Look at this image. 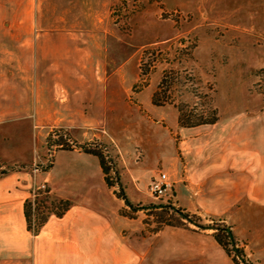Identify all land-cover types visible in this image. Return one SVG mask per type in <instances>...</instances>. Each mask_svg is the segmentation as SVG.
Masks as SVG:
<instances>
[{"label": "rangeland", "instance_id": "1", "mask_svg": "<svg viewBox=\"0 0 264 264\" xmlns=\"http://www.w3.org/2000/svg\"><path fill=\"white\" fill-rule=\"evenodd\" d=\"M31 1L33 20L45 30L91 31L99 38L108 108L101 124L75 132L55 127L35 140L30 131L25 140L23 126L0 125V164L13 166L0 182L16 171L14 186L24 190L25 202L30 182L45 180L41 176L62 150L56 165L71 169L59 175L117 214L113 244L93 252L85 264H264L263 204L221 212L181 204L177 122V107L185 114L216 113L217 104L264 108V0H203L198 11L180 0H165L167 6L163 0ZM167 69L171 101L153 104L151 92ZM53 129L64 130L71 144L60 136L50 140ZM47 141L63 144L49 151ZM87 150L109 158L106 174ZM33 163L40 170L31 172ZM158 171L167 174L170 187L154 196L148 182ZM121 192L136 209L123 202ZM34 234L29 230L26 237L29 264Z\"/></svg>", "mask_w": 264, "mask_h": 264}, {"label": "crops", "instance_id": "2", "mask_svg": "<svg viewBox=\"0 0 264 264\" xmlns=\"http://www.w3.org/2000/svg\"><path fill=\"white\" fill-rule=\"evenodd\" d=\"M202 2L180 0V5L198 11ZM32 11L31 0H0V125L23 126L27 141L29 131L35 140L55 127L75 132L101 124L109 88L99 38L91 31L45 30ZM215 111L213 122L180 126L181 204L211 212L264 205V108L217 104ZM63 153H54L41 178L51 196L68 200L67 207L48 215L33 235L30 264H85L118 233L114 207L99 204L59 175L71 169L56 165ZM15 172L0 182V264H29L24 190L14 186Z\"/></svg>", "mask_w": 264, "mask_h": 264}, {"label": "built area", "instance_id": "3", "mask_svg": "<svg viewBox=\"0 0 264 264\" xmlns=\"http://www.w3.org/2000/svg\"><path fill=\"white\" fill-rule=\"evenodd\" d=\"M60 136L64 144H71V140L66 132L62 129H53L50 131V140ZM48 142V141H47ZM48 142V150L53 151V147L61 146L62 142ZM31 172L40 170L37 164L33 163L30 166ZM170 187V181L164 171H158L153 175L148 182V190L154 196L164 195ZM49 190L46 187L45 180L34 181L32 180L27 190L26 208H27V222L28 229L32 232L35 228L43 223L45 218L50 214L59 215L65 210L67 205L61 198H51L48 195Z\"/></svg>", "mask_w": 264, "mask_h": 264}, {"label": "trees", "instance_id": "4", "mask_svg": "<svg viewBox=\"0 0 264 264\" xmlns=\"http://www.w3.org/2000/svg\"><path fill=\"white\" fill-rule=\"evenodd\" d=\"M172 73L171 70L167 69V70H163L155 88L152 90L151 95H150V99L151 102L153 104H162L165 102H170L171 98H170V90H169V85L167 83L168 81V76L169 74ZM216 119V113L212 110H210L209 113L204 114V113H197V114H192V113H182V109L180 107H177V122L179 125L182 126H190V125H194V124H198V123H210L213 122ZM92 152L93 154H95L98 158L99 161V165L101 167V171L106 174L110 164H109V158H104L103 154H101L99 151L97 150H87ZM48 165L45 166H41V169L45 170L47 168ZM13 166L5 164L4 166H1L0 164V175L5 174L6 172H8L9 170H12ZM106 179V178H105ZM107 184H110V182L106 181ZM121 198L123 199V202L127 205H129L132 209H136L137 206H135L134 204H132L129 199L126 197L125 194H123L121 192ZM23 212H24V217H25V221H26V227L28 228V222H27V208H26V200L25 202H23ZM183 215L187 216V213H183ZM200 225V224H198ZM38 230V228H35L33 230V232L35 233ZM226 236L228 238L232 237V234L230 232L229 229H223ZM214 237L215 239L222 244L220 235L218 233H214Z\"/></svg>", "mask_w": 264, "mask_h": 264}]
</instances>
